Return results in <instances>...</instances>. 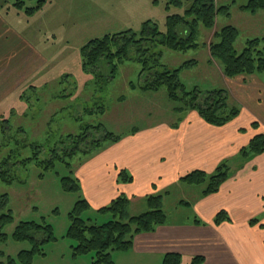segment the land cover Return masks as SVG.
Masks as SVG:
<instances>
[{"label":"rangeland","instance_id":"rangeland-1","mask_svg":"<svg viewBox=\"0 0 264 264\" xmlns=\"http://www.w3.org/2000/svg\"><path fill=\"white\" fill-rule=\"evenodd\" d=\"M14 1L0 0V17L36 48L44 63L0 104V162L8 156V174L14 178L10 183L0 180V214L10 210L13 218L0 230V264H24L18 253L33 248L35 252L29 264H93V252L74 253L76 241L66 234L69 212L83 196L80 192L66 190L62 178H76L75 170L94 156L97 148L92 147L87 153L76 150L71 157L56 160L52 167L45 168L36 163L33 156L36 149L32 146H40L38 159L42 160L47 158V148L85 149L86 141L79 142L84 134L90 140L100 138L102 130L123 136L132 129L154 123L177 126L183 123L195 111L175 112L180 102L169 100L164 87L156 92L141 89L142 65L136 61L134 52L118 64L111 77L105 74L108 70H83L80 49L90 39L107 33L129 28L139 30L147 19L165 31L166 15L183 14L192 0H182L181 8L169 5L168 9L166 0H45L44 6L30 19L23 10L13 6ZM215 2L231 4L230 17L219 14L213 29L201 27L197 48L186 52L161 49V61L170 69L189 60L196 61L180 72L187 91L194 88L201 92L226 90L221 65L209 61L205 46L211 41L214 30L225 25L235 26L239 31L235 42L237 51L245 47L248 39L264 36V9L251 14L240 8L246 0ZM34 4L35 0L25 2V6ZM228 102L239 108L229 96ZM98 126V130L92 128ZM60 141L65 142L64 145ZM27 157L33 158L25 164L19 163ZM235 161L234 158L228 163L230 167ZM2 169L0 165V172ZM205 185L185 183L171 187L163 205L168 216L173 218L180 212L188 215L191 209L181 206L179 201L193 203L195 195ZM88 215L97 223L109 218V215L92 211ZM21 222L49 226L52 237L47 239L45 230L40 228L32 234L33 239L18 240L13 234ZM128 251H112L113 264H143L144 258L126 253Z\"/></svg>","mask_w":264,"mask_h":264},{"label":"crops","instance_id":"crops-1","mask_svg":"<svg viewBox=\"0 0 264 264\" xmlns=\"http://www.w3.org/2000/svg\"><path fill=\"white\" fill-rule=\"evenodd\" d=\"M42 63L36 48L0 17V104ZM222 75L230 100L239 106L231 121L215 126L192 112L179 126L163 122L132 129L117 142L97 147L74 172L82 198L93 210L123 195L129 213L138 215L147 210L148 195L162 194L164 205L171 187L185 184L179 178L186 173H210L236 159L217 192L204 195L203 188L193 203L179 201L191 209L188 215L171 218L166 213L163 225L135 235L126 253L144 258L143 264H162L170 252L181 255L180 264H190L197 255L203 257L201 264H264V153L248 159L240 154L252 136L264 132V77ZM120 170L132 179L121 181ZM220 210L228 219L215 224ZM253 218L258 222L250 224Z\"/></svg>","mask_w":264,"mask_h":264},{"label":"trees","instance_id":"trees-1","mask_svg":"<svg viewBox=\"0 0 264 264\" xmlns=\"http://www.w3.org/2000/svg\"><path fill=\"white\" fill-rule=\"evenodd\" d=\"M26 1L15 0L13 6L16 9L23 10L27 17L33 16L46 2L45 0H35L34 5L25 6ZM169 5L178 8L184 6L182 0H166V9ZM230 8L231 4L218 5L215 0H192L184 9L183 14L170 13L166 15L165 31L160 30L156 22L147 19L142 22L139 30L129 28L90 39L80 49L83 70L92 72H105L108 70L105 74L112 77L117 71L118 64L129 59L130 54L134 52L136 61L142 65L139 74L140 77H143L141 89L155 92L164 87L169 100L180 102V105L174 108L175 112L182 113L193 110L205 122L222 126L239 114L237 107L229 105L226 90L218 89L201 92L194 88L187 91L181 82L180 72L195 64L196 61L189 60L178 68L170 69L161 61V49L186 52L189 49L197 48L199 46L197 43L199 29L201 27L206 30L213 29L216 16L222 14L230 17ZM240 8L255 14L264 9V0H246ZM238 36L239 31L233 25H225L218 30H214L211 41L205 45L209 53V61H217L221 65L222 73L229 78L255 73H260L264 77V36L248 39L245 47L241 51H237L235 42ZM251 126L256 127L257 123L253 122ZM92 128L98 130L100 127ZM120 138L121 135L102 130L98 139L87 140L86 134L80 137L79 142L86 141L84 143L87 145L85 149L73 147L72 149H63L55 146L54 148H47L46 159L39 160L38 149L40 146L33 145L32 147L36 149L33 156L37 160V164L50 168L56 160L62 161L67 156L71 157L76 150L87 153L92 147L97 148L104 142H117ZM64 143L62 142L63 145ZM262 153H264V132L256 133L250 138L248 144L240 149L241 157L245 159ZM32 158L27 157L18 162L25 164ZM0 165L3 166L0 172V180L5 183L13 181L14 178L8 174L7 170L9 165L8 156L1 159ZM229 172V164L222 162L212 173L193 170L181 176L179 180L198 186L206 183L203 194L208 195L218 191L221 184L228 178ZM119 177L121 181L132 179L124 170L119 171ZM62 184L68 191L80 192V185L76 178L64 177L62 178ZM146 204V211L138 215H131L128 211L129 200L123 195L117 196L108 205L97 210H93L83 198L76 201L69 212L70 223L66 233L68 237L76 241V246L73 248L74 253L93 252V264H113L112 251L129 250L135 235L151 232L157 226L166 222L167 215L163 208L162 194L148 195ZM90 211L97 215H109V218L97 223L88 215ZM227 219L226 212L220 210L215 214L213 222L219 224ZM12 221L10 210L0 214V230L5 224ZM257 222V218L250 220V224ZM40 228L45 230L47 239L52 237L49 226L42 227L33 222L19 223L13 235L18 240L33 239L32 234ZM33 252H35V248L21 251L18 253V258L24 264H29ZM202 262L203 257L197 255L191 259L190 264H201ZM180 263L181 255L178 253H166L162 259V264Z\"/></svg>","mask_w":264,"mask_h":264}]
</instances>
